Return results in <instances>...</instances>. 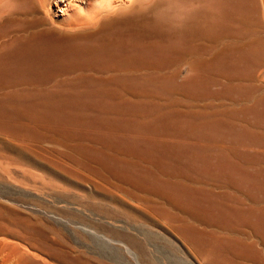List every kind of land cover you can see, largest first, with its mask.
Returning <instances> with one entry per match:
<instances>
[{
    "label": "bare ground",
    "instance_id": "bare-ground-1",
    "mask_svg": "<svg viewBox=\"0 0 264 264\" xmlns=\"http://www.w3.org/2000/svg\"><path fill=\"white\" fill-rule=\"evenodd\" d=\"M54 1L65 3L60 12L66 18L59 22L50 10L53 0H6L0 6V134L21 140L6 150L26 153L32 145L86 138L88 143L73 146L81 158H64L107 184L129 186L132 197L158 216L182 222L183 234H199L206 262L264 264L258 0ZM180 91L190 101L174 98ZM63 92L79 100L57 97ZM199 103L203 110L179 109ZM68 104L100 112L87 135L47 125L49 111H27L43 124L2 121L8 109ZM48 131L65 135L48 141ZM185 218L210 226V232ZM0 234L28 242L59 264H87L1 204ZM0 264L45 263L0 241Z\"/></svg>",
    "mask_w": 264,
    "mask_h": 264
},
{
    "label": "rangeland",
    "instance_id": "rangeland-1",
    "mask_svg": "<svg viewBox=\"0 0 264 264\" xmlns=\"http://www.w3.org/2000/svg\"><path fill=\"white\" fill-rule=\"evenodd\" d=\"M5 1L0 0V6ZM258 2L264 37V1ZM64 5L63 2L55 6L53 0L50 10L54 21L66 18L60 12ZM256 75L259 77L258 85H264V68L257 69ZM220 88L216 86L214 89ZM32 94L38 96L37 93ZM62 96L72 101L79 100L74 92H63L57 97ZM174 98L180 102L190 101L181 91ZM212 103L219 104L220 101L212 100ZM194 105L179 106V109L187 111L204 108L203 103ZM17 109H8L7 118L2 121L8 120L18 125L43 124L40 120L31 119L27 111L44 114L49 111L47 115L50 119L44 122L47 125L55 128L66 126L74 133L87 135L90 130L87 126L98 124L96 122L101 118L100 112L89 105L68 104L61 109ZM125 120L128 119L124 117L122 121ZM105 122L114 123L109 120ZM120 124L126 125L128 122ZM63 135L48 131L45 138L48 141L58 140ZM15 140L12 136L0 134V204L13 209L22 217H28L36 227L46 232L49 241L62 243L63 249L71 257H82L87 264H149L151 261L153 264H209L204 259L206 246L198 239L199 234H183L178 230L182 222H168L158 216L146 204L132 197L129 186L121 185V190L107 184L85 168L64 158L63 153L81 158L73 146L88 143L86 138L72 135L65 140L68 144L44 142L30 146L26 153L22 150L20 153L6 150V144ZM165 207L170 210L169 206ZM185 221L199 230L210 232V226L196 219L185 218ZM0 241L9 247L18 246L29 253H35L45 264H59L19 238L0 234ZM137 245L143 246V251Z\"/></svg>",
    "mask_w": 264,
    "mask_h": 264
}]
</instances>
